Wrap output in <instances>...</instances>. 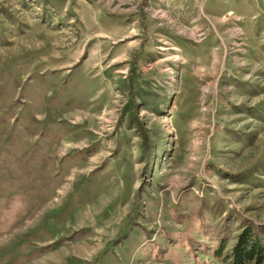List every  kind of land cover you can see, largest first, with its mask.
<instances>
[{"label": "rangeland", "instance_id": "rangeland-1", "mask_svg": "<svg viewBox=\"0 0 264 264\" xmlns=\"http://www.w3.org/2000/svg\"><path fill=\"white\" fill-rule=\"evenodd\" d=\"M248 224L264 0H0V264H228Z\"/></svg>", "mask_w": 264, "mask_h": 264}, {"label": "trees", "instance_id": "trees-1", "mask_svg": "<svg viewBox=\"0 0 264 264\" xmlns=\"http://www.w3.org/2000/svg\"><path fill=\"white\" fill-rule=\"evenodd\" d=\"M224 243L216 250L219 255ZM228 264H264V225L242 226L225 254Z\"/></svg>", "mask_w": 264, "mask_h": 264}]
</instances>
